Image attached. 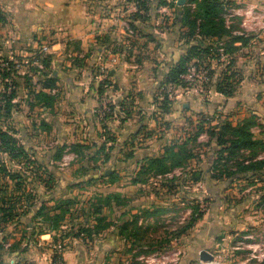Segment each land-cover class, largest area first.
Here are the masks:
<instances>
[{"label": "rangeland", "instance_id": "374dc122", "mask_svg": "<svg viewBox=\"0 0 264 264\" xmlns=\"http://www.w3.org/2000/svg\"><path fill=\"white\" fill-rule=\"evenodd\" d=\"M125 1L131 2V0ZM189 3L193 4L189 9L196 7L195 0H190ZM223 3L225 8L221 17L226 21L229 20L226 22L227 26L232 32H237L233 36L239 37V42L242 43L237 49L240 50L238 54L241 53L240 62L256 65L257 83L254 82L255 84L248 86L246 90L241 89L245 92L250 90L251 97L246 102H239L238 107L234 105L233 109L226 108L225 103L230 97L225 95H219L221 102H213L218 97L215 90L210 87L214 86V80L204 86L195 85L196 83L188 85L205 107L216 104L223 105L226 110L218 108L211 113L196 110L191 111L192 114L188 112L182 129H187L185 132L188 138V135H191L190 137L196 135L200 125L209 130L210 127H220L223 122L240 125L245 119L255 117L251 130L258 139H264V5L248 6L237 4L234 0H223ZM246 16L251 17L246 18ZM244 19L249 20L244 22ZM47 38L48 36L44 35L31 37L26 46L29 49L28 53L38 51L33 50V45L49 46ZM223 41H220L224 44L218 45L219 49L221 47L226 49L225 44L232 39L225 37ZM117 43L119 45V42ZM220 53L224 52L220 51ZM90 56L88 59L91 58ZM1 57L7 61H14ZM29 57L22 59L27 61L30 60ZM96 64H93L94 67L88 65L89 83L91 81V85H87L89 93L92 89L98 90L99 81H106L105 77L109 78L110 68H101ZM30 68L33 71L37 70L35 66ZM69 69H65L64 72L69 74ZM50 71L46 70L45 75L51 74ZM60 78L70 77L60 76ZM18 79L22 80L23 87L19 98L20 86H15ZM13 81L10 94L4 93L8 87L4 86L0 90V100L4 96L15 95L12 114L0 120V129L8 131L17 142V148L22 147L24 151L18 150L20 157L10 160L7 153H1L4 149H0V198L9 199L11 195L19 196L24 193L15 189L3 165L12 175L22 177V180L28 182L27 194L30 192V183L37 182L39 186L42 179H47L51 172L56 180L60 178V182H63L55 183L54 186L57 187L51 192L39 186L42 189L37 193L36 205L44 206L46 212L37 220L33 219L32 222L30 216H23L12 223L0 222V246L4 247L0 249V264L7 263L9 257L7 249L10 248V244L24 235L26 229L35 225L34 227H37L43 235L51 234L49 230L56 225V222L59 229L52 234L58 242H55L53 237L50 239L48 245L52 251L50 264H54L52 258L55 252L58 253L55 264H68L65 256L71 251L79 256V261L74 264H198L203 250L210 252L222 264H264V173L251 177L240 171L239 164L242 159L264 158L263 148L242 151L230 163L222 161L215 166L213 162L217 158L216 152L219 148L215 146L214 141L210 142L207 133H202L197 141L192 139L188 144L187 149L192 155L188 164L175 168L169 175L174 181L179 179L177 181L188 187L187 191L173 197L171 194L172 190H175L173 187L178 185L174 184L169 187L168 196L159 195L155 201H152L153 204L132 208L127 203V199L119 196V144L121 143L116 134L109 130L110 124L105 122L107 114L110 115L113 109L111 110L108 105L105 106L106 108L102 106L94 108L99 110L94 113V120L100 126L101 133L98 134V138L91 139L89 124H84L82 114L75 111L70 98H66L65 95L64 100L60 99L63 93L70 90L62 81L53 90L46 91L56 98L48 109L37 106L36 93L32 92L31 86H28L30 82L25 76L15 74ZM164 89L168 94V101L173 104L179 94L175 92L174 86ZM161 93L162 95L154 99L155 114L164 103L165 93L164 91ZM179 109L184 112L181 106ZM103 111L106 112L100 117V112ZM201 115L208 116V119L203 121ZM117 116L119 120V114ZM164 125L171 126V123ZM108 137L109 140L113 138L115 142L108 141V144ZM77 146L81 148L77 149ZM2 159L6 164L2 163ZM210 159L213 160L211 164ZM223 164L227 166L222 167ZM206 169H212L214 174L209 173L208 180L200 182L201 187L219 188L221 195L218 197L203 194L193 187L195 183L191 181V172L196 170L202 173V178H205ZM215 175L217 178H212ZM151 177L150 175L142 178L141 184H145V187L141 188L140 193L148 192L146 186ZM69 191L75 194L69 196ZM67 201H71V204L66 205ZM63 204L66 205L65 208L59 210V206ZM119 207L126 208V212L120 214ZM97 209H100V215L95 213ZM193 212L202 214L203 222H199L200 219L193 228L184 231ZM123 221L126 224L122 226L123 230L119 235V224ZM198 223L202 225L201 227L211 230L212 237L208 241L196 244L194 231ZM41 236H33L30 244L34 245L38 239L42 241L44 238ZM121 238L128 240L123 244ZM191 253L195 256L190 257ZM22 257L23 255L13 257L11 264H34L25 261Z\"/></svg>", "mask_w": 264, "mask_h": 264}, {"label": "crops", "instance_id": "0c3cea01", "mask_svg": "<svg viewBox=\"0 0 264 264\" xmlns=\"http://www.w3.org/2000/svg\"><path fill=\"white\" fill-rule=\"evenodd\" d=\"M159 1L148 0L146 6L149 10L146 11L132 0L131 2L125 0H0V9L5 18L3 22L0 21V56L14 59V61L31 56L29 61H33V55H37V52L28 53L27 43L35 35L48 36L49 53L47 55L52 61L53 76L56 77L58 73L59 82L62 81L70 88L60 96V99L64 100L65 95L66 98H70L75 111L82 114L84 124H89L91 139L98 138V134L101 133L100 126L94 120V113L99 110L94 108L108 105L111 110L113 109L110 115L107 114L105 122L110 124L109 130L116 134L121 143L119 144V196L127 199V203L132 208L153 204L152 201H155L159 195L168 196L169 187L174 184L178 185L173 187L175 189L171 192L173 197L187 191L188 187L181 181H177L179 179L175 181L170 179L169 173L152 176L146 186L148 192L140 193L141 188L145 187V184H141L142 178L146 176L142 173V167L148 160L161 157L166 147L187 139L185 132L187 129L182 128L188 112L192 114L191 111L196 110L211 113L218 108H225L223 105L216 104L205 107L190 87L180 89L181 87L174 86L175 92L177 91L179 95L172 104L171 111L164 113L162 109H158L156 114L153 113L156 103L154 99L163 92L162 77L188 51L189 46L194 44V40H191V44L188 45L184 37L187 28L183 25V13L185 8L193 6L189 3L190 0H164L167 1V6L159 5ZM234 1L248 6L264 5V0ZM248 17L251 16H246ZM245 20L249 19H244V22ZM236 33L233 32V34ZM213 41L215 46L224 44ZM241 44L236 42L234 46L240 48L238 46ZM239 51L236 50L232 56L223 55L221 60L209 59L211 70L214 72L211 77L214 82L219 80L229 60H234L233 69L239 73L240 82L237 85L236 95L234 94L235 96L225 103L226 108L230 109H233L234 105L238 107L239 102H246L251 97L250 90L245 92L241 89L246 90L248 86H253L258 79L255 76L256 65L242 64ZM89 56L90 59H88ZM93 64L100 65L101 68H110L112 77H105L107 85L102 94H98V90L94 89L89 93L87 88L88 84L91 85L88 65L94 67ZM67 68H70L69 74L64 72ZM72 69H75L74 72ZM60 76L70 78L61 79ZM16 82V86H20L19 98L23 88L22 80L18 79ZM1 84L0 90L5 86L4 83V85ZM219 95L213 102H221ZM180 106L184 112L183 110L181 112ZM125 113L130 115L124 120ZM117 114H119V120ZM164 123H171V126ZM147 133L151 135L150 138H145ZM212 161L210 159L209 163L211 164ZM206 170L207 175L202 181L210 177L209 169ZM129 171L131 172L126 173ZM67 178L72 179V177ZM57 182H60V178L56 180ZM193 187L203 194H211L214 197L221 195L219 188L205 189L201 187V183L194 184ZM73 194L75 192L69 191V196ZM126 210L124 207H119L120 214H124ZM199 222H203L202 219ZM125 224L124 221L119 224V235ZM196 225L195 243L210 240L211 230L201 227L199 223ZM41 237L44 239L42 241L38 239V243L34 245L30 244L23 254L22 258L25 261L34 264L51 263L52 251L48 245L52 235L46 234ZM126 240L128 239H120L123 244ZM127 243L130 244V242ZM192 256H195L194 253H191L190 257ZM65 258L68 264L79 261V256L74 251L68 252ZM12 259L13 257L8 258L6 264H11Z\"/></svg>", "mask_w": 264, "mask_h": 264}, {"label": "trees", "instance_id": "16d2710c", "mask_svg": "<svg viewBox=\"0 0 264 264\" xmlns=\"http://www.w3.org/2000/svg\"><path fill=\"white\" fill-rule=\"evenodd\" d=\"M141 6L144 10H149V7L146 6L148 0H132ZM194 1V0H193ZM160 5L167 6V3L164 0L159 1ZM196 7L195 9L185 8L183 13V25L187 28V33L185 34V39L188 45L191 44V40H194V44L189 46L188 51L181 57V59L172 67L170 70L162 77L161 88L166 92L164 88L170 86L186 88L188 83L185 82L182 77L187 71V67L190 63L196 62L199 66H204L210 69V76L212 77V72L209 59L221 60L223 55L232 56V54L238 49L234 46V43L239 42V37H234L233 32L230 27L227 26L226 19L222 18L221 15L224 12L225 5L223 0H195ZM172 6V5H171ZM193 10V11H192ZM196 10V11H195ZM195 12V14H194ZM5 20L3 12L0 9V21ZM200 37V38H199ZM225 37L231 38L232 41L225 44L224 53H220L218 45L215 46L216 41H223ZM207 41L209 43H207ZM244 44V43H243ZM38 53V52H37ZM37 58L42 61L44 69L42 71L34 70L33 74L38 75L39 78H42V90L37 91L33 85L32 79L29 76H25L30 82L31 90L35 94V100L37 101V106H42V108L48 109L53 102L55 97H52L47 90H53L59 84L58 77L53 76L51 70V58L47 55L37 54ZM234 60H229V63L225 67L222 75L218 78L219 80L214 83L215 92L220 95H225L232 98L236 92L237 85L240 82L239 73L233 69ZM46 70L50 71L51 74H46ZM10 76V73L8 74ZM109 73V77H110ZM107 80V79H106ZM212 80V78H211ZM14 82V81H13ZM107 82L102 80L99 83L98 94L104 92V87H106ZM16 86V85H15ZM7 88L8 85L5 84ZM5 93V92H4ZM6 95V93H5ZM14 96L6 97L4 96L0 100V120L3 117H9L12 114V109L15 107L13 105ZM56 99V98H55ZM172 103L168 101V94L165 93L164 103L161 105V109L164 113H169L171 111ZM125 105H123L124 107ZM131 106V105H129ZM130 114L125 113V118H128ZM203 121L208 119V116L201 115ZM254 118L245 119L240 125H233L231 122H223L220 124V127L209 128L206 130L203 125H200L197 128V133L193 137H188L186 140L168 146L164 149L163 154L159 158L150 159L146 162L145 166L142 167V173L146 176H157L165 175L171 173L175 168L183 167L185 164H188L189 159L192 157L189 151L188 144L192 139L197 141L198 137L202 133H207L210 138V142L214 141V144L219 150L216 152L217 158L214 160L213 165L218 166L220 162H231L234 158L238 157L240 152L245 150H252L258 147L263 148L264 152V139H258L251 130L252 125L254 124ZM205 123V122H204ZM166 124V123H164ZM191 136V135H190ZM151 135L147 133L145 138H150ZM107 141L115 142L112 138ZM17 142L13 139L12 135L8 131H2L0 129V149H4L1 153H7V156L10 160H15L20 157L18 155V150L21 152L24 151L22 147L17 148ZM81 148L77 146V149ZM3 160V159H2ZM241 160V159H240ZM3 164L6 162L3 160ZM240 164V171L244 174H248L251 177H257L264 173V158L252 160V159H242ZM238 164V165H239ZM226 167V165H221ZM5 169L6 175L10 181L14 184L16 190H19L21 193L19 196L11 195L9 199L0 198V222L7 224L13 222L14 220H20L21 217L27 216L31 217V221L37 220L40 215H43L46 212L44 206L37 207L36 201L38 199L37 193L39 189L45 188L49 192L56 189L57 186H54L56 180L52 174L45 169L48 175L47 179H42V182L39 183V187L35 183H30L31 188L30 192L26 193V187H28V182L22 180V177H15L11 172L7 171L6 166H2ZM215 169V167H213ZM210 173H213V170H209ZM212 178H217L215 175ZM202 173H198L196 170L191 172V181L194 184L200 183L202 181ZM14 196V197H13ZM71 201H67L66 205H70ZM65 204L59 206V210H63L66 206ZM68 213V211H64ZM98 215L101 214L100 209H97L96 212ZM203 217L202 214L192 213L189 223L184 227V231H188L193 228L194 224ZM20 224V223H18ZM35 226V225H34ZM27 227L24 235H21L18 241L10 244V248L7 249L8 258L18 257L23 255L30 246L31 238L33 236L43 235L42 232L38 231L37 227ZM59 229L57 222L56 225L49 230L52 234L55 230ZM53 240L58 242L55 235L52 234ZM5 241L3 240L2 243ZM4 247L0 246V249ZM52 262L55 264L58 259V253L55 252L52 258Z\"/></svg>", "mask_w": 264, "mask_h": 264}, {"label": "built area", "instance_id": "2783aa9c", "mask_svg": "<svg viewBox=\"0 0 264 264\" xmlns=\"http://www.w3.org/2000/svg\"><path fill=\"white\" fill-rule=\"evenodd\" d=\"M35 50H38L37 54L47 55L49 53L48 45H33ZM221 52H224V48L219 49ZM31 67L35 66L38 71H42L44 66L42 61L36 57V54L33 55V61L22 60V61H7L3 57L0 56V81L4 82V84L8 85L7 91L5 93H9L11 91V87L13 86V77L15 74H20L23 76H29L32 79L33 85L37 91L42 90V78H39L38 75L33 74ZM10 73V76L8 74ZM182 79L188 84H195L198 86H204L211 81L210 69L204 66H199L196 62H192L187 67V71L185 75H183ZM107 107V106H106ZM104 106V108H106ZM99 112V111H98ZM106 111L100 112V117H103ZM61 247V245L59 246ZM198 264H222L217 258L214 257L212 261L203 262L199 261Z\"/></svg>", "mask_w": 264, "mask_h": 264}, {"label": "water", "instance_id": "95a60500", "mask_svg": "<svg viewBox=\"0 0 264 264\" xmlns=\"http://www.w3.org/2000/svg\"><path fill=\"white\" fill-rule=\"evenodd\" d=\"M109 174V172L107 173V175ZM214 259V255H212L210 252L203 250L200 253V260L203 262H209L212 261Z\"/></svg>", "mask_w": 264, "mask_h": 264}]
</instances>
